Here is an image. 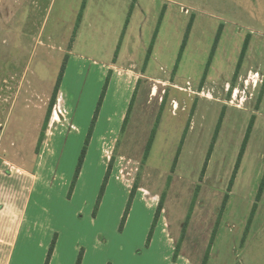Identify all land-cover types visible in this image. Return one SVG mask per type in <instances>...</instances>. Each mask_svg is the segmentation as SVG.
Here are the masks:
<instances>
[{
	"label": "rangeland",
	"instance_id": "374dc122",
	"mask_svg": "<svg viewBox=\"0 0 264 264\" xmlns=\"http://www.w3.org/2000/svg\"><path fill=\"white\" fill-rule=\"evenodd\" d=\"M166 2L138 0L135 79L104 67L124 0H0L12 264H264V0Z\"/></svg>",
	"mask_w": 264,
	"mask_h": 264
},
{
	"label": "crops",
	"instance_id": "0c3cea01",
	"mask_svg": "<svg viewBox=\"0 0 264 264\" xmlns=\"http://www.w3.org/2000/svg\"><path fill=\"white\" fill-rule=\"evenodd\" d=\"M162 2L167 3L166 0H162ZM170 4L172 3L170 2ZM123 5L125 6L124 11L126 15H124V21H122V24L118 28V33H117L118 40L116 44L117 47L116 49H113L115 59H113L109 65L107 66L104 65V67L110 70H117L118 72H120L121 74H124L125 76L129 78L141 79V76L139 74H134L133 72H131L130 69H126V68L121 69V67L117 68L118 66L117 64L119 62L118 57L121 55L122 48L124 47V43L126 41V36L128 35L130 39H129V43L125 46V49L126 51H128V53H125L126 60L124 63L130 65L132 63L131 56H134V52L136 49H140L142 47L144 48V51H146V56H147L146 60L147 61L150 60V58L152 57L154 53L155 44L158 39V35H157L158 30L156 29L151 30L149 32L148 39L143 40V37H142L143 27L147 19L145 21L140 20L138 22H135L134 19L135 17H138L140 14L146 18L147 16L146 12L143 10V8L138 3V0H124ZM164 8L166 10V7ZM165 15H166V11H161V21H163ZM77 18H81L80 14L79 16H77ZM76 31H77V26L74 29L75 34H76ZM186 32H187L186 35H188L189 34L188 28L186 29ZM74 36H72L70 40L71 43L73 42L72 44H74ZM183 49H184V43H183L181 50ZM61 88L62 86L60 85L59 91L57 93V99H56L58 104L61 102V98H62ZM2 174L3 173L0 169V177L2 178L0 179V183H3L4 185H6V183H4L6 179L5 177H2L3 176ZM8 181H10V183L8 184H10L12 187V184L14 183V181H12L9 178H8ZM3 189L5 190V188ZM12 209H13L12 198L11 200L9 199V201L6 202V197L5 199H1L0 197V264H12L14 250L16 248L17 241H18L17 240L14 245Z\"/></svg>",
	"mask_w": 264,
	"mask_h": 264
},
{
	"label": "trees",
	"instance_id": "16d2710c",
	"mask_svg": "<svg viewBox=\"0 0 264 264\" xmlns=\"http://www.w3.org/2000/svg\"><path fill=\"white\" fill-rule=\"evenodd\" d=\"M185 42H186V41L184 40L183 43L185 44ZM181 52H182V50H181ZM241 55L243 56V52H242ZM64 71H65V64H64V65L62 66V68H61L60 75H59L58 80H57V84H56L55 89H54L53 94H52V98H51V103H52V104H53V103L55 102V100H56V96H57V93H58V91H59V88H60V85H61L62 79H63ZM104 90H105V88H104ZM103 96H104V92L102 93V95H101V97H100V101H99V104H98V108H97V110H96V114H97V111L99 110V107H100L99 105H100V103H101V101H102V99H103ZM130 105H131V104H130ZM96 114H95V116H94V118H93L91 128H90L89 133H88V136L86 137V140H85V146H84V148L82 149L81 156H80V158H79V162H78V166H77V171H76L77 174L79 173V171H80V169H81V166H82V163H83V160H84V156H85V154H86V148H87L88 143H89V139H90V135H91V131H92L93 125H94V123H95ZM125 124H126V120L124 121V125H125ZM249 132H250V129H248V134H249ZM112 164H113V159H111L110 162H109V166H108V168H107V172H106V174H105V180H104V183L107 181V179H108V177H109V175H110V170H111V168H112ZM263 186H264V184H262V186H261V188H260L259 195L261 194V192H262V190H263ZM134 191H135V190L133 189V190H132V193H133ZM258 199H259V198H258ZM162 205H163L162 202H159L158 207H157L156 212H155L154 223H155V222L158 220V218L160 217V214H161V211H162ZM254 207H255V206H254ZM254 212H255V208H254L253 211H252V215H251V218H250V220H249V223L251 222V220H252V218H253V216H254ZM151 234H152V231H151ZM148 239H150V237H149ZM52 250H53V244H52V247H51V249H50V252H49V256H48V257H50ZM80 261H81V254H80L79 258H78L77 264H80ZM206 261H207V254H206L205 258H204L203 264H206Z\"/></svg>",
	"mask_w": 264,
	"mask_h": 264
}]
</instances>
